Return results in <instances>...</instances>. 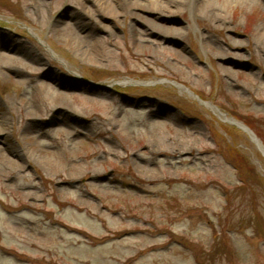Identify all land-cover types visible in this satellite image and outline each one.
<instances>
[{
    "label": "rangeland",
    "instance_id": "obj_1",
    "mask_svg": "<svg viewBox=\"0 0 264 264\" xmlns=\"http://www.w3.org/2000/svg\"><path fill=\"white\" fill-rule=\"evenodd\" d=\"M96 1L0 0V264H264V0Z\"/></svg>",
    "mask_w": 264,
    "mask_h": 264
},
{
    "label": "bare ground",
    "instance_id": "obj_2",
    "mask_svg": "<svg viewBox=\"0 0 264 264\" xmlns=\"http://www.w3.org/2000/svg\"><path fill=\"white\" fill-rule=\"evenodd\" d=\"M86 3H88V0H84ZM138 9L143 11H149L154 14L158 15H171L174 13H177L186 3L180 0H138ZM129 1L128 0H98L96 1V5H93L90 3L91 6V13L93 16H97L101 20H107L109 18L113 20H117L120 16V12L118 7L128 10L129 8ZM207 8V7H206ZM225 8V6H224ZM169 30V29H166ZM172 32V30H169ZM263 36H258V38L262 39ZM97 53H99L98 50H96ZM156 83H141V82H135L132 80H125L121 83L115 82L114 85L119 87H129L130 86H150L155 85ZM176 88L183 89L184 88L178 84H171ZM191 96L195 97L199 100L201 104H207L206 102H202L198 97H196L194 94L190 93ZM210 105V104H207ZM211 106V105H210ZM219 117L223 118V122H227L229 124H235L237 126H240L241 128L247 129L245 126L240 125L239 123L234 122V120L224 118L222 115H219ZM264 153V150H262ZM35 164L37 167L40 166H49L56 168L58 167V164L53 159H41L35 161Z\"/></svg>",
    "mask_w": 264,
    "mask_h": 264
},
{
    "label": "water",
    "instance_id": "obj_3",
    "mask_svg": "<svg viewBox=\"0 0 264 264\" xmlns=\"http://www.w3.org/2000/svg\"><path fill=\"white\" fill-rule=\"evenodd\" d=\"M243 131H245L246 133H248L251 138L254 140V142L257 144V146L259 148H261L262 150H264V148L260 145L259 141L255 138V136L253 135V133L251 131H249L248 129H245V128H241Z\"/></svg>",
    "mask_w": 264,
    "mask_h": 264
}]
</instances>
